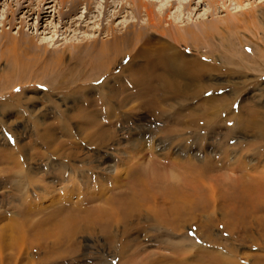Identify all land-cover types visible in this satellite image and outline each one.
<instances>
[{"label":"rangeland","instance_id":"rangeland-1","mask_svg":"<svg viewBox=\"0 0 264 264\" xmlns=\"http://www.w3.org/2000/svg\"><path fill=\"white\" fill-rule=\"evenodd\" d=\"M204 1L188 0L189 10L178 9L175 23L214 19L224 27L229 13L241 24L226 41L222 36L211 41L210 56L209 48L175 46L186 57L221 66L184 91L182 81L175 90L162 86L159 69L135 82L142 58L133 55L145 40L109 70L87 68L83 74L94 75L95 84L81 80L87 88L76 94L81 86L70 82L77 71L42 72L21 60L26 68L18 75L9 65L13 53L6 52L0 60V264H264V140L240 129L229 132L233 113L264 111V67L255 65L256 44L264 48V0H244L241 7L236 0H218L215 7ZM92 2L96 18L87 21L88 32L67 25L54 35L53 27H59L54 14L39 22L29 17L25 35L49 48L86 37L101 41V24L108 22L99 13L104 0ZM109 2L127 7L113 24L120 33L147 22L143 13L134 16L130 2ZM156 2V9L167 5ZM22 3L0 0V33L18 37L22 13L13 28L2 25ZM83 11L80 6L73 19ZM152 32L144 34L151 49L162 43ZM26 58L31 62L33 56ZM61 63L68 65V59ZM60 81L65 85L57 87ZM199 85L204 89L196 93ZM213 97L234 98L229 104L234 112L221 113L211 128L198 115ZM191 118L197 119L194 130ZM194 134L200 143H192ZM71 184L76 193L69 201L55 202Z\"/></svg>","mask_w":264,"mask_h":264},{"label":"bare ground","instance_id":"bare-ground-1","mask_svg":"<svg viewBox=\"0 0 264 264\" xmlns=\"http://www.w3.org/2000/svg\"><path fill=\"white\" fill-rule=\"evenodd\" d=\"M55 1H58L56 5H59L61 7V9H59L57 12H54L56 10L55 9L56 5L53 6V2H54L53 0H23L22 5L18 6L16 10H9L10 11L9 16H11L12 19L9 20L7 23L4 20L2 27L8 26L9 29L13 28L15 26L14 17L17 16V13L18 14L22 13L24 17L21 18L20 22L18 23V25H20V29L18 31L17 38L8 35V32H6L5 30H3L0 33V60L3 57H5L7 51L10 53H13L12 54L13 58H12L11 64L9 65H10V68L13 70V72L15 71L18 72V75H21L24 68H26L25 64L20 62L21 60H26L27 63L29 64L28 65L29 67H33L35 69L37 68V70L42 71V72L48 71V70H59V71L67 70V71H72V72L77 71L78 76L75 75L74 76L75 78L72 81L73 83L70 82V84L71 85L76 84L79 87L81 86V88L74 90L73 94L74 93L76 94L79 90H81V92H85L84 89L87 87L82 86L81 80L83 81L89 80V82L91 80L92 81L94 80V75L89 77V74L87 73L83 74V72L87 70V68H91V70H103V69L109 70L111 66L117 63L118 58L123 56V59H124L128 56V54L124 55L125 52L131 53V54L134 53L137 44L141 42L142 40H145L144 43L146 45L144 46L142 42V46L138 48L136 53H134L133 55V58L134 56L135 57L141 56L140 58H142L139 65L136 66L135 72L139 75L137 79L135 80V82L139 81L144 74L147 75L146 73L147 71H150L151 73H154L153 75H155V70L159 69L162 71L161 72L162 75L160 76V81H161L160 83L162 86H165V87L168 86L172 88V90H175L176 88H178L177 81H182L180 82V85H183L182 87L184 91V89L186 90L187 86L194 85L200 82L203 78H205L206 76H210L213 72L218 74V72L221 69V66L217 65L216 61L211 62L212 61L211 59H210L211 61L209 62V61H205L201 59V57L200 58L199 57L197 58L196 56L195 57L193 56L190 58L186 57L185 51L181 53L182 50L177 49L175 46L176 45L186 46L185 48L192 47L197 50L209 48L208 51L210 50V53H208V56H210L212 52L211 51L212 50L211 41L214 39H217V36H222V39L226 41L227 34L233 31L234 32L238 31L240 27L239 23L241 24V21L235 17V14L228 13V17H227V20H225L224 27H222L221 24L215 21L214 19L203 20V21L199 20L197 21V23L193 22V24L191 25L187 23H183L182 25L178 26L175 23L174 19L177 17V14L179 11L178 9L183 8L184 11L189 10L190 2H188V0L186 2L181 1V0H166L167 5L165 4L166 6L164 5L165 7H162V8L160 7V9L159 8L156 9V6H157L156 0H125L126 2H130L132 4L131 6H132V11L135 14L134 16H137L143 13L145 17L147 18V22L146 23L144 22L145 23L144 25H138V26L130 24L125 27V25H123V27H125V31L120 33V31H118L113 26V24H114V21L121 16V14L126 13L124 11H125V8L127 7H125V4L123 3H120L119 5V3L114 4V3H110L109 0H104L103 5L101 6L99 10L102 23L103 21L108 20L106 24H101L102 29L100 32V36L104 35V39L102 38V40L99 41L97 38H94V37L93 38L86 37V39L84 38L78 44H72V45L68 44L67 45L63 43V44H59L58 46H56V48H49V46L44 43H41V45H37L34 42V38L27 37L23 30L24 26L27 25L26 20L29 19V17L33 15H36V19L39 22V21H43V19H47L50 16L53 17L55 16L54 14H56L59 27H53L54 35L60 33L67 25H68V29H72L73 32L76 30H85V32H88L89 30L88 24L90 22H87V21H90L96 18L93 16V14L96 12L94 10L95 7H93V4H94L92 2L93 0H55ZM203 1L204 0H202V2ZM204 2H206L208 5L212 7H215V5L218 4L219 1L218 0H205ZM236 2L238 3V6L241 7L244 0H236ZM80 6H83L84 16H81L80 19H73L79 13ZM172 11H175L172 13L175 16L171 15ZM51 13H53V15H50ZM99 21L100 20L98 17L97 22ZM253 21H254V16H252L249 20H247V23L252 24ZM94 23H96V21ZM149 30L153 31L150 35L151 37L156 36L155 33H158L161 36L164 35V37H167L168 40H163L162 39L163 37L160 36V39L159 38L158 39L162 40V43L155 44L157 45L156 48H153V49H151V47L148 48L151 41L148 40V37L144 39V36H145L144 34L149 32ZM65 31H67V29ZM94 32H99V27L97 29L94 28ZM224 35H226V37ZM55 43L53 44L52 47L55 46ZM239 44L241 43L239 42ZM233 45H231V47ZM235 47L233 46L232 52L230 53L233 58H235L234 56L235 54H237ZM217 50L221 52L219 49ZM227 51L228 53L230 52V50H227ZM255 51L257 52V54H260L259 62L255 63V65L257 64L258 66L264 67V48H261V47L259 48V45L256 44ZM147 54H149V56H146ZM28 55L33 56L31 62H30V59L26 58ZM64 58L68 59V65H65V66L62 65L61 61ZM234 60H235L234 61L235 64L240 66V63H239L240 61H238L240 60V57L235 58ZM157 77L158 76H156V80L158 81L159 78L157 79ZM22 82L23 81L21 80L17 81L18 84ZM78 82H80V84H77ZM46 84L50 85L49 87L53 86V83L49 81ZM93 84H95V81H93ZM47 85H43V86H47ZM63 85H65L64 82L60 81L58 82L57 87H61ZM87 85L89 86V89L92 88V85L90 83ZM203 89L199 85L197 87L196 93H199ZM205 92H203V94ZM176 93L177 92L174 91L172 94L176 95ZM162 94L164 95L167 94V91L165 90V92H163ZM183 94H186V92ZM102 96L106 97V95H102ZM108 97L110 96L108 95ZM261 97H263V100H264V95ZM209 99H208V103L210 105L204 106L203 107L204 111L201 110L200 115L198 116L202 117L203 126L207 124L208 126L212 128L221 113H224V112L227 113L228 110L231 111V113L234 112L232 109V106L234 103H232L231 107H229L231 100H233L234 98L233 99H227V98L216 99V97H213L212 103L210 102L211 99L210 100ZM263 107H264V101H263ZM241 112L243 113V111ZM233 114L234 116H231V118L234 120L233 125L231 129L228 128L230 134L234 135L242 131L245 133H252L254 134V136L257 137V139L259 138L260 140H264V111L260 112V111L250 110L249 113H247L248 115L246 114V116H243L244 114L243 115L240 114V111L238 112V116H235V113ZM196 121L197 119L191 118L190 124L193 130H194V127H197ZM230 123L231 122L228 121V123L226 124L230 125ZM196 135L197 134H194V140L192 141L193 144H196L197 142L200 143L202 140V139H199ZM7 157H9L10 160L12 159L11 161L14 162L12 156L7 155ZM14 160L16 162L18 161L17 159H14ZM121 176H118V177L121 178L122 180L123 178ZM262 180L261 182H259L260 184L262 183ZM24 182L22 183L23 185L25 184ZM73 185L66 187L65 191L59 194L58 196L59 199L56 195L57 201L55 202L59 203L58 201H60V203L61 202L65 203L64 200H67L68 202L69 197H71V194H73V192L76 193V187ZM77 189L79 190V186ZM67 192L69 193V195L67 194ZM92 195L90 194V196H92L91 201L95 199L94 197L95 194L93 193ZM81 201L82 200L80 196H78V200L76 203H81ZM64 203H61V204H64ZM27 206L29 208L28 210H33L32 208H30L28 204Z\"/></svg>","mask_w":264,"mask_h":264}]
</instances>
